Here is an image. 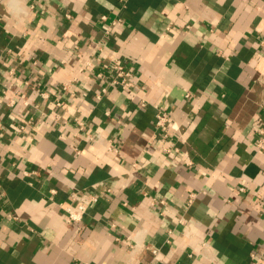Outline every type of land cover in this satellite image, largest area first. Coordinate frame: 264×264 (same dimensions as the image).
Instances as JSON below:
<instances>
[{"label":"crops","instance_id":"0c3cea01","mask_svg":"<svg viewBox=\"0 0 264 264\" xmlns=\"http://www.w3.org/2000/svg\"><path fill=\"white\" fill-rule=\"evenodd\" d=\"M255 124L264 0H0V264H264Z\"/></svg>","mask_w":264,"mask_h":264},{"label":"built area","instance_id":"2783aa9c","mask_svg":"<svg viewBox=\"0 0 264 264\" xmlns=\"http://www.w3.org/2000/svg\"><path fill=\"white\" fill-rule=\"evenodd\" d=\"M99 60L97 57L93 56L92 61ZM110 68L112 71L115 72L113 78L111 79L112 83L118 84L120 87L129 89L132 87L131 82L129 81L130 73L128 70H126L119 62L114 61L113 63H109ZM86 65H93L89 61L86 63ZM93 67V66H92ZM99 75V74H98ZM105 88L101 89V92H104ZM144 105V103H142ZM153 126L156 129L157 133V139L154 141H167L169 136V130L172 129L177 134L178 138L181 139L180 131L174 121H172L169 113L165 108L159 107L154 115L153 120ZM255 130L258 133L259 137L257 140V147L263 148L264 147V127H261L260 124H255ZM106 148L109 150H114V143L113 141H110V139L107 140ZM165 151H168L166 148H164ZM188 166L191 165V162H186ZM241 191L244 190L243 187L239 188ZM76 200L78 201L76 204H66L63 205V209L65 211L64 220L67 222L71 221H79L82 219L83 214L86 212L87 208L91 205L96 203L99 200V195L94 192H82L80 194L74 195ZM195 193H190L188 195V203L192 201L194 198ZM262 213L264 215V209L262 210ZM157 250L155 248H151V253L153 255H156Z\"/></svg>","mask_w":264,"mask_h":264}]
</instances>
